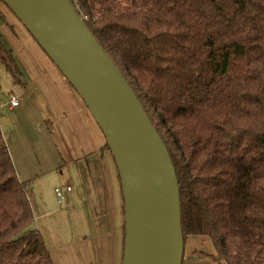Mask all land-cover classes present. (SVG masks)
<instances>
[{"label":"trees","instance_id":"trees-1","mask_svg":"<svg viewBox=\"0 0 264 264\" xmlns=\"http://www.w3.org/2000/svg\"><path fill=\"white\" fill-rule=\"evenodd\" d=\"M71 1L170 154L181 264L190 236L197 257L264 264V0ZM0 62L21 84L1 33ZM33 222L0 121V264H56Z\"/></svg>","mask_w":264,"mask_h":264},{"label":"water","instance_id":"water-1","mask_svg":"<svg viewBox=\"0 0 264 264\" xmlns=\"http://www.w3.org/2000/svg\"><path fill=\"white\" fill-rule=\"evenodd\" d=\"M80 94L116 161L125 213L122 264H181L176 170L136 93L71 0H3ZM2 124L11 125L0 117Z\"/></svg>","mask_w":264,"mask_h":264},{"label":"crops","instance_id":"crops-1","mask_svg":"<svg viewBox=\"0 0 264 264\" xmlns=\"http://www.w3.org/2000/svg\"><path fill=\"white\" fill-rule=\"evenodd\" d=\"M6 15L13 28L26 32L11 13ZM41 52L40 60L24 63L30 76L24 85L25 88L32 86L33 90L39 88L44 96L49 112L41 116L53 121L47 119L49 127L41 132L51 144H43L40 136L39 146L33 142L32 150L30 142L22 136V120L18 116L13 121L19 126V135L15 142L12 137L8 141L18 176L27 183V196L35 213L33 226L42 229L46 225L57 239L60 255L66 256L64 248L72 245L69 253L73 256L74 246L79 245L74 254L82 262L122 264L125 213L116 161L80 94L48 55ZM19 106L21 100L17 107H12L9 101L11 110ZM2 130L5 131L3 126ZM12 143L15 154L11 153ZM64 176L66 184H60ZM67 186L72 189L59 203L55 189L66 190ZM204 246L203 238L198 247L191 246L185 253V264H217L210 258L197 257L195 250Z\"/></svg>","mask_w":264,"mask_h":264},{"label":"rangeland","instance_id":"rangeland-1","mask_svg":"<svg viewBox=\"0 0 264 264\" xmlns=\"http://www.w3.org/2000/svg\"><path fill=\"white\" fill-rule=\"evenodd\" d=\"M0 9L5 15V17L0 16V33L2 35V42L5 45V47L11 48L13 50L14 57L18 62V64L21 66V70L23 72V76L21 78V84H20L15 81L12 74L7 70L5 65L0 62V117H5L7 119H11L12 121L11 122L12 127L6 124L2 125L3 129L5 130V131L2 130L4 139L7 145H8V141H11V137H12V142H15L17 135H19L18 133L20 129L18 125H15L13 119L16 118V116H18L21 117L22 120V125H21V128L23 130L22 136L26 139V141L30 142V147L32 150H33V142H36V144L39 146L38 141L40 140V136L42 138L43 144H46L47 142L50 145L51 142L47 140V136L43 135L41 132L42 129L44 128L46 129L48 126V122L46 120L47 119L50 121L52 120L51 118H45L43 115L41 116V114H46L47 112H49L47 109L48 107L43 99L44 96L42 92L39 90V88L33 90L30 88L32 86L25 88L26 86L24 85L26 80L30 79L28 72L25 70L24 63L29 62L31 60L34 61L40 60L42 50L46 55L48 54L37 42V40L30 33V31L23 24V22L18 18V16L15 15L13 11H11L5 3L0 2ZM8 13H11L15 17L13 18V20L14 21L16 20L17 23L21 25V27H23V29H25L26 32H20L18 29L12 27V22L9 21L6 15ZM29 37H31L32 40H30ZM51 61L53 60L51 59ZM30 85H32V83H30ZM10 92H13L21 100V106H19L14 110H11L9 108ZM39 130L41 134L39 133ZM43 146L46 147V145ZM15 152H16L15 145L14 143H12L11 153L15 154ZM34 157L37 160L36 155ZM15 162H17V159ZM65 171H67V167ZM65 179H67L66 176H64L61 179L62 181L60 184H66ZM34 220H35V213H34ZM38 229L42 233L46 241V244L50 250V253L52 254L53 260L56 264H89L87 262L80 261L79 259H77L76 255L74 254V252L76 253L75 248H78L79 245L74 246L73 256H71L69 253V248L72 247V245L65 247L66 249L64 248V250L67 251L66 256L60 255L61 253L57 252V246H56L58 243L57 239L48 230L46 225H42V229L39 227ZM200 239L201 238L195 236L188 237V241H187L188 243L185 246V253H187L186 251L191 246L198 247V245H200Z\"/></svg>","mask_w":264,"mask_h":264},{"label":"built area","instance_id":"built-area-1","mask_svg":"<svg viewBox=\"0 0 264 264\" xmlns=\"http://www.w3.org/2000/svg\"><path fill=\"white\" fill-rule=\"evenodd\" d=\"M9 96H10V105L12 107H17L20 104L19 98L13 92L9 93ZM71 189H72L71 186H67L66 190H64L61 187H56L55 192L58 197L59 203L64 201L66 193L71 191Z\"/></svg>","mask_w":264,"mask_h":264}]
</instances>
